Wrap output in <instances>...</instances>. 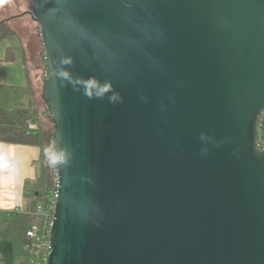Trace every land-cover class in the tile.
Wrapping results in <instances>:
<instances>
[{
	"label": "water",
	"instance_id": "water-1",
	"mask_svg": "<svg viewBox=\"0 0 264 264\" xmlns=\"http://www.w3.org/2000/svg\"><path fill=\"white\" fill-rule=\"evenodd\" d=\"M31 2L59 179L47 264H264V0Z\"/></svg>",
	"mask_w": 264,
	"mask_h": 264
},
{
	"label": "crops",
	"instance_id": "crops-1",
	"mask_svg": "<svg viewBox=\"0 0 264 264\" xmlns=\"http://www.w3.org/2000/svg\"><path fill=\"white\" fill-rule=\"evenodd\" d=\"M4 1V0H2ZM6 3L12 14L0 19H10L14 35L0 44V107L8 108L28 102L27 88L34 92L43 75V44L38 25L29 15L17 17L32 11L31 0ZM5 3V2H4ZM6 5V9L8 8ZM30 7V8H29ZM8 8V9H9ZM13 51L14 59L6 61L8 50ZM39 147L10 143H0V223L21 220L31 214L26 182L40 180ZM14 243L0 236V264H15Z\"/></svg>",
	"mask_w": 264,
	"mask_h": 264
},
{
	"label": "trees",
	"instance_id": "trees-1",
	"mask_svg": "<svg viewBox=\"0 0 264 264\" xmlns=\"http://www.w3.org/2000/svg\"><path fill=\"white\" fill-rule=\"evenodd\" d=\"M1 2L2 0H0ZM3 21H0V44L6 38L15 34L10 22L1 23ZM38 28L40 30L39 26ZM42 50L44 55L42 56L44 77L48 66L44 46ZM13 59V51L9 49L5 60L12 61ZM26 91L29 98L28 102L16 104L10 109L0 107V143L35 146L41 150L40 180L36 184L31 182L25 184L26 191L31 193L28 199L32 212L36 205L45 200L51 188L54 187L56 166L52 160L54 129L50 113L44 102L42 104L37 100L32 86L28 87ZM44 119L48 121L47 124ZM29 122L38 126L37 132L30 133L28 129ZM36 223H38V220L33 212L21 220L0 223V236L10 239L14 243L15 264H29L30 255L25 247L31 245V242L26 238V233L29 227Z\"/></svg>",
	"mask_w": 264,
	"mask_h": 264
},
{
	"label": "built area",
	"instance_id": "built-area-1",
	"mask_svg": "<svg viewBox=\"0 0 264 264\" xmlns=\"http://www.w3.org/2000/svg\"><path fill=\"white\" fill-rule=\"evenodd\" d=\"M30 133L37 132L38 126L32 122L28 123ZM55 142L52 146L54 149ZM257 148L264 151V110L258 117V138ZM52 160L56 166L55 152L52 155ZM59 179L57 171L54 173V187L51 188L45 200L36 205L33 215L37 218L38 223L29 227L26 233V238L31 242L25 250L29 252V264H47L51 249V233L54 224V216L56 210V201L58 198Z\"/></svg>",
	"mask_w": 264,
	"mask_h": 264
},
{
	"label": "rangeland",
	"instance_id": "rangeland-1",
	"mask_svg": "<svg viewBox=\"0 0 264 264\" xmlns=\"http://www.w3.org/2000/svg\"><path fill=\"white\" fill-rule=\"evenodd\" d=\"M12 1V0H11ZM13 1H15V0H13ZM17 1V0H16ZM21 3H23V5H24V0H19ZM5 2V3H4ZM6 3H9V0H4V1H2L1 3H0V19L1 18H3L4 16H8V14H12V12H14V10L13 9H10L9 7H8V5L6 4ZM6 5H7V7L9 8H7L6 9ZM30 8V7H29ZM43 48V47H42ZM44 78L46 79V76H44L43 77V75L41 76V80H39V85H38V88H37V90H36V92H37V94L35 95L36 96V98H37V100L40 102V103H42L43 104V100H42V90H43V85H44ZM47 108V107H46ZM44 110V109H43ZM44 121H45V123L47 124L48 123V121H46L45 119H44Z\"/></svg>",
	"mask_w": 264,
	"mask_h": 264
},
{
	"label": "bare ground",
	"instance_id": "bare-ground-1",
	"mask_svg": "<svg viewBox=\"0 0 264 264\" xmlns=\"http://www.w3.org/2000/svg\"><path fill=\"white\" fill-rule=\"evenodd\" d=\"M9 22V21H8Z\"/></svg>",
	"mask_w": 264,
	"mask_h": 264
}]
</instances>
